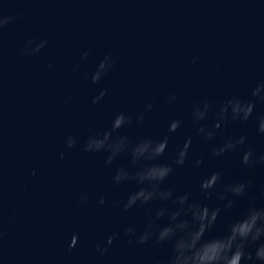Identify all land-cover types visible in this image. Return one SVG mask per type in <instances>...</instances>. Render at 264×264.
Here are the masks:
<instances>
[{
	"label": "water",
	"instance_id": "95a60500",
	"mask_svg": "<svg viewBox=\"0 0 264 264\" xmlns=\"http://www.w3.org/2000/svg\"><path fill=\"white\" fill-rule=\"evenodd\" d=\"M256 217L241 264L264 0H0V264H185Z\"/></svg>",
	"mask_w": 264,
	"mask_h": 264
},
{
	"label": "clouds",
	"instance_id": "9594fccd",
	"mask_svg": "<svg viewBox=\"0 0 264 264\" xmlns=\"http://www.w3.org/2000/svg\"><path fill=\"white\" fill-rule=\"evenodd\" d=\"M248 155L245 156V163ZM258 219L259 217L253 218L251 223L245 221L239 228H233L232 234L227 238L226 245L209 248L207 244H204L192 256L185 258V264H189V262L191 264H241L244 256L243 241H246L254 230L256 235H252V239L255 240L259 235L260 230L256 228ZM238 237L242 241L239 244L236 243ZM234 245L236 246V251L230 255ZM201 249H204L202 254ZM257 256L260 259H264V247L258 251Z\"/></svg>",
	"mask_w": 264,
	"mask_h": 264
}]
</instances>
